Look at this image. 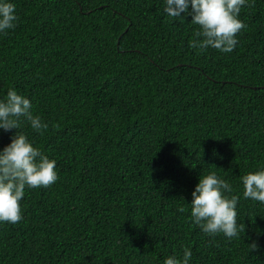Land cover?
Returning <instances> with one entry per match:
<instances>
[{
    "label": "trees",
    "instance_id": "16d2710c",
    "mask_svg": "<svg viewBox=\"0 0 264 264\" xmlns=\"http://www.w3.org/2000/svg\"><path fill=\"white\" fill-rule=\"evenodd\" d=\"M14 3L0 97L31 100L48 127L19 131L59 179L26 189L23 219L0 224V264H163L185 246L192 264H264V204L240 182L264 166V0L241 8L231 53L191 48L198 26L164 14V0ZM15 132L0 129V149ZM210 171L240 197L238 238L189 219Z\"/></svg>",
    "mask_w": 264,
    "mask_h": 264
},
{
    "label": "clouds",
    "instance_id": "9594fccd",
    "mask_svg": "<svg viewBox=\"0 0 264 264\" xmlns=\"http://www.w3.org/2000/svg\"><path fill=\"white\" fill-rule=\"evenodd\" d=\"M248 0H164L163 13L170 18L191 16L198 26L190 47L196 50L214 48L231 53L238 44L237 34L246 27L239 19L241 8ZM18 22L14 0H0V35L13 30ZM31 100L9 88L0 97V129H16L11 142L0 149V224H17L23 219L21 201L26 189L47 188L59 179L55 159H50L22 131L26 122L33 131L41 133L48 125L32 111ZM243 197L264 204V166L240 176ZM232 185L210 171L201 174L191 195L190 221L208 236L223 234L231 240L239 237L237 224V195ZM186 209L181 207L179 211ZM250 249L256 248L253 242ZM192 251L185 246L181 256L175 253L164 258L163 264H192Z\"/></svg>",
    "mask_w": 264,
    "mask_h": 264
}]
</instances>
